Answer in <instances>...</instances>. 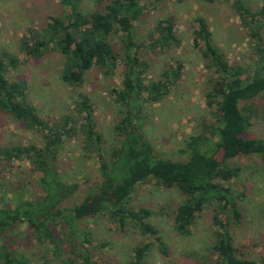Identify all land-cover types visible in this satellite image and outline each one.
I'll return each mask as SVG.
<instances>
[{"label": "trees", "instance_id": "trees-1", "mask_svg": "<svg viewBox=\"0 0 264 264\" xmlns=\"http://www.w3.org/2000/svg\"><path fill=\"white\" fill-rule=\"evenodd\" d=\"M205 1L232 3L259 61L252 72L240 64H229L213 44L206 20L195 18L193 40L199 44L203 62L212 74L205 101L213 121L205 122L203 128L187 138L182 150L187 155L184 161L160 159L142 131L143 104L167 96L179 82L182 69L181 63H175V67L168 65L160 79L146 81L150 66L142 56L143 50L164 52L179 47L180 40L169 17L158 22L149 43L140 41L135 23L145 11L143 0H111L88 12L82 9L80 0H60L69 7L68 14L49 17L45 28L32 30L21 43L22 50L33 58L51 50L59 52L64 57L60 78L70 87H81L86 72L92 68L107 78L120 76V86L111 94L125 114L114 125L116 143L110 151L96 130L87 94H78L74 113L64 114L59 122L51 124L27 102L26 83L8 80L13 60L0 53V111L24 128L38 131L43 138L41 145L0 149V158L6 162H29L39 175L37 184L41 192L34 200H18L13 208L2 207L0 198V264L31 263L29 257L13 248L12 241L20 240L26 233L57 264H98L95 257L107 244H95L83 221L104 215L119 230L131 224L143 235L154 237L156 247L167 255L158 231L147 222L151 211L130 205L136 187L150 181L184 197L173 214V227L179 235L189 236L196 217L211 209V250L216 264H254L238 255L233 244L232 230L242 218V194L232 191L230 181L244 169L230 162L237 157L257 156L264 164V139L246 136L253 111L248 106L240 107L241 103L264 96V6L252 10L246 0ZM74 137L80 140L87 158L97 161L100 180L91 185L81 202L68 206L79 185L63 178L59 153L65 141ZM152 247L153 242L134 246L127 263L144 264ZM260 263L264 264V255Z\"/></svg>", "mask_w": 264, "mask_h": 264}, {"label": "rangeland", "instance_id": "rangeland-1", "mask_svg": "<svg viewBox=\"0 0 264 264\" xmlns=\"http://www.w3.org/2000/svg\"><path fill=\"white\" fill-rule=\"evenodd\" d=\"M96 1L80 0V5L88 12L100 9L111 0ZM143 4L145 11L135 23L140 41L149 43V36L154 35L158 22L169 17L180 40L179 47L164 52L143 50L142 56L150 66L146 81L160 79L165 66L175 67V63H181L182 69L179 82L167 96L161 101L143 104L142 131L160 159L184 161L187 155L182 150L186 148L187 138L203 128L205 122L213 121L205 101L212 74L203 62L199 44L193 40L192 32L197 25L195 18L200 16L206 20L213 44L229 64H240L252 72L259 57L253 51L252 40L241 26L231 2L143 0ZM246 5L252 10L259 9L264 6V0H246ZM68 11L69 7L63 6L60 0H0V53L9 55L14 64L8 68L7 78L12 82L21 80L26 83L27 102L51 124L59 122L64 114L74 113L78 94H87L96 130L110 151L116 143L114 125L125 114L111 94V90L120 86V76L115 74L107 78L92 68L86 72L82 86L73 88L60 78L64 57L59 52L51 50L33 58L21 48L22 39L32 30L40 31L49 22V17H62ZM243 106L253 111L252 125L246 136L264 139V96L241 103L240 107ZM42 139L41 133L24 128L9 114L0 111V149L12 145H41ZM230 164L244 169L230 181L232 191L242 194L239 200L242 218L232 230L233 244L238 255L261 264L260 258L264 255V164L257 156L237 157ZM59 168L67 182L79 185L76 194L66 204L68 206L81 202L91 185L100 180L97 161L87 158L77 137L63 144ZM38 178L28 161L6 162L1 157V206L13 208L18 200L36 199L41 193ZM183 200L176 190L163 189L152 181L138 185L131 195L130 205L134 209L143 207L151 211L147 222L158 231L157 236L164 243L167 255L156 247L154 237L143 235L131 224L119 230L108 215L83 221L95 244H107L95 260L98 264H128L134 246L153 242L144 264H216L211 250L214 240L211 209H205L196 217L189 236H181L174 230L173 214ZM12 242L14 249L31 259L30 264H57L52 255H44L43 246L27 233Z\"/></svg>", "mask_w": 264, "mask_h": 264}]
</instances>
